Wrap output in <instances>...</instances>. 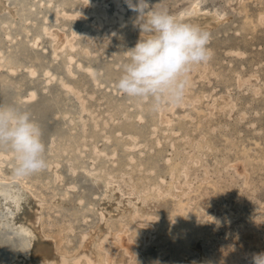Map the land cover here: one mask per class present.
I'll use <instances>...</instances> for the list:
<instances>
[{
	"label": "rangeland",
	"instance_id": "374dc122",
	"mask_svg": "<svg viewBox=\"0 0 264 264\" xmlns=\"http://www.w3.org/2000/svg\"><path fill=\"white\" fill-rule=\"evenodd\" d=\"M194 1L153 4L174 14ZM199 1L227 20L204 29L211 37V55L191 68L182 102L159 109L149 99L129 98L116 87L127 51L140 36L137 13L125 0H120L125 21H114L111 27L99 16L100 11L114 12L113 0H55L46 23L50 32L62 39L79 32L70 66L74 74L64 64L69 50L57 42L54 53L50 34L38 45L31 42L37 18L29 24V34L19 23L9 24L15 34L9 38L2 20L10 19V12L2 13L0 49L4 61L16 68H0V76L27 84L19 106L39 124L46 145L48 166L31 176L43 202L38 226L51 241L48 257L38 264H54L55 251L66 264H89L82 245L99 230L94 248L109 247L101 251L103 260L110 257L109 264H186L205 252L221 264H253V255L264 252V0ZM22 52L44 60L56 77L35 63L29 66L38 74L30 75L17 63ZM62 80L84 90L79 97L85 99L67 91ZM32 89L37 96L25 97ZM84 104L89 111L83 110ZM90 111L99 118L92 119ZM110 112L114 118L106 123L102 118ZM56 133L63 134V140ZM6 160L1 169L9 173L13 155ZM180 163L182 176L176 177L171 171ZM107 176L114 182L110 188ZM117 183L122 192L114 189ZM153 184L165 189L173 184L176 190L173 195H151ZM6 192L11 193L10 188ZM105 194L128 210L111 213ZM179 203L185 210L182 217L195 214L198 224L176 215ZM146 215L153 221L148 223ZM148 227L152 234L145 235ZM130 228L134 230L127 235ZM243 250L247 254L241 256ZM18 258L0 257V264Z\"/></svg>",
	"mask_w": 264,
	"mask_h": 264
},
{
	"label": "bare ground",
	"instance_id": "6f19581e",
	"mask_svg": "<svg viewBox=\"0 0 264 264\" xmlns=\"http://www.w3.org/2000/svg\"><path fill=\"white\" fill-rule=\"evenodd\" d=\"M109 1H112V0H109ZM113 1L117 2L114 8V12L109 13L106 11L105 12L100 11V16H99L100 19H107L108 27H111L114 21H118V23H123L125 21L124 18L126 14V8L121 4L120 0H113ZM54 3H55V0H32L30 4L28 0H15V2H12L11 0H0V17L2 13L4 12H10V16H11L10 19L4 18L2 20V25L5 29L4 34H5V37L13 38L15 34H13L12 28H9L8 25L15 24V23H19L20 28L23 31L28 32L29 34L31 32L29 28V24L33 22V20H36L35 18H37V20H39V24L38 23L35 24L36 32L32 34L31 42L34 45H38L41 43L43 37L46 34H50L51 40L49 42L52 47L54 46L55 43L60 42L61 43L60 46L63 49L67 48L69 50L67 54L68 56L67 60L65 61L64 64L66 67V71H68V73L74 74V69L70 68V66L73 64L72 62L75 60L73 51L76 46V40L78 38L79 32L75 30L74 32L70 34L67 33L65 34L66 36L65 39L64 38L62 39L61 36L57 33L50 32L51 28L46 26V23L49 21L50 15L54 11L52 9V6L54 5ZM151 3L153 4V0H151ZM107 4H108V1L105 2L106 7L108 6ZM155 9L160 10L161 7L160 6L155 7ZM174 15H176L182 22L194 24V25L199 26L202 29H210V30L212 28H216L220 26L227 20V17L222 15L218 10L216 9L210 10L208 8L203 7L200 4L199 0H195L192 3L190 8L182 9L179 12L174 13ZM82 17H85V16L82 15ZM136 34L140 35V30H139L138 25H136ZM16 35H19V34L16 33ZM53 48H54L53 52L57 54L58 47L54 46ZM5 59L6 58H5L4 52L3 50L0 49V68H4L6 66L9 69L16 68V65L13 63V60H11L13 64L9 65L4 61ZM17 63L21 65V67H25L28 70V73L30 75L35 76L38 74V70L35 67L29 66L31 64L27 65L20 61H17ZM46 73H49V74L51 73L52 77H56V74L52 72L49 68H47L44 71V74ZM93 75H94V72H93ZM3 79L8 80L9 82L6 83ZM95 80H97L96 77H95ZM13 82H12V79L7 78L6 76H3V75L0 76V97H1V94L4 93V95H6L5 98H8L10 101H12L11 99L20 100V98H23V95H21L20 92L18 91L15 92V90L11 88V83ZM4 83H6L7 86ZM62 85L67 87V91L76 94L79 99H85V96L79 97V94L85 95L84 90L74 87L71 83L65 80H62ZM8 90L9 91L12 90L13 91L12 94H8L7 92ZM36 96L37 94L33 91V89L28 91L25 94V97L30 98V99L31 98L33 99ZM0 105H3V104L0 103ZM83 107H84L83 109L84 111L86 112L89 111L87 105L84 104ZM94 112L95 111L89 112L92 115V119L99 118V116L96 115ZM57 113H59V111H57ZM113 118H114V113L110 112L109 117L104 116L102 119H104L105 122L108 123L109 120ZM132 137L134 141L137 140L136 135L132 134ZM9 155L10 153H8L5 150L0 151V214L2 215L0 216V228L2 227V224L4 223L9 225L12 228V231L14 233H18L17 238L14 235L12 236V238H14L12 242V248L15 250H18L19 248L25 249V253H21L17 255V257L19 256V258L13 264H38V262L48 257V254H49L48 252L50 250L49 244L51 243L50 236L44 233L42 231V228L38 226L39 225L38 215L40 214V211L42 208L41 206L43 203L41 200V194L39 195L38 192L35 191L36 189H35L34 181L31 176L24 178V179H18L12 175V171H10L9 173L2 172L1 166L6 163L5 160L9 157ZM249 163L254 165V162L251 160H249ZM171 172L176 173L177 174L176 177H179V176L181 177L182 172H183V165L181 163L176 165L175 167H173ZM106 173L107 175H110V172H106ZM105 183L108 188L111 187L110 185L114 184V182L109 180L108 176L105 178ZM120 185H118L117 183L116 185H114L115 187L114 189L116 191L122 192L123 190L121 189L122 187H120ZM7 187L10 188L11 190V193L9 194L7 192L5 193ZM175 190L176 188L174 187L173 184H170L166 189L162 188V185L153 184L150 188V191H151L150 194L155 195L157 192L162 191L164 195L166 194L173 195ZM109 192L112 193V191H108V193ZM108 195L109 194H105L104 201L106 202L105 205L110 207L111 213H114L118 209L122 210L123 212H126L128 210L126 208V205L125 206L121 204L119 205L117 201L112 202V198H110ZM184 211H185L184 206L182 205V203H179V210L177 211L176 215L182 217ZM133 216H136L135 220L139 219L140 217V216H137V214H133ZM144 218H146V221L148 223L153 221L154 219L153 216H149V215L148 216L146 215V217L144 216ZM182 219L187 220L190 225H196L199 222V219L195 214H191L185 218L182 217ZM110 230L111 229H108L106 231L109 232ZM131 230H134V228H130V230H126L125 233L128 235V233ZM151 230L152 228H149V227L146 228L145 235L152 234L150 233ZM98 233H100V230L97 231L94 235H88V236L86 235L87 237H85L83 245H82L83 256H86V258L89 261V264H106V263L109 264L108 261L110 260V257L108 259L103 260V254L101 252L102 250H107L109 247H106L105 245H103L101 250L97 249L98 251L95 250L94 248V243H96L95 241L98 238ZM123 235H124V231L122 232V234L121 233L119 234L120 238H122ZM102 237L100 236V238ZM56 241L57 240H54L53 243L55 244ZM30 254H32V256ZM246 254H247V251L245 250L241 252V256L246 255ZM218 257H220V255H218ZM239 257L237 259H239ZM94 259H98L99 263L94 262ZM52 260L54 261V264H66L64 261H62V259H60V255L58 254L57 251L54 252V256L52 257ZM186 264H221V263L219 262V260L215 259L214 257L208 255L205 252V253H202L199 260L188 261L186 262Z\"/></svg>",
	"mask_w": 264,
	"mask_h": 264
},
{
	"label": "clouds",
	"instance_id": "9594fccd",
	"mask_svg": "<svg viewBox=\"0 0 264 264\" xmlns=\"http://www.w3.org/2000/svg\"><path fill=\"white\" fill-rule=\"evenodd\" d=\"M125 3L137 13L140 36L127 51L128 60L122 66L117 89L132 99H149L155 109L164 104L178 105L191 68L210 58V34L165 9L156 10L151 0ZM42 136L28 110L0 105V150L13 155L14 177L24 179L47 168ZM253 264H264V252L253 255Z\"/></svg>",
	"mask_w": 264,
	"mask_h": 264
},
{
	"label": "water",
	"instance_id": "95a60500",
	"mask_svg": "<svg viewBox=\"0 0 264 264\" xmlns=\"http://www.w3.org/2000/svg\"><path fill=\"white\" fill-rule=\"evenodd\" d=\"M63 5H64V3H61L60 7H62ZM20 55H21L20 57L22 58L20 62H22V63H27V64L35 63L36 66L38 67V69L41 71H45L48 68V64H45L44 60L41 62V60H39L37 57L36 58H30V57H26V56L24 57V52H22ZM97 80H99V79H97ZM4 81L6 83L9 82L8 80H4ZM12 82H13V80H12ZM6 83H4V84L6 85ZM26 87H27V84L23 85L22 82L14 81L13 83H11V88H13L15 90V92L16 91L20 92V94H21V92H23L22 90H24ZM7 92H8V94H12L13 91L8 90ZM5 96L6 95H4V93L1 94V97H2V98L0 97V103L1 104H3V105H15L17 108L23 109V107L19 106L20 100L11 99L12 101H10L8 98H5ZM57 97H59V95H57ZM62 101L63 100L59 99V101H57V102L59 104H62ZM51 135H53V134H51ZM54 136H57L58 139H60V140H63V137H64V135L61 133H56ZM0 151H2V150H0ZM74 169H76L75 164H74ZM37 190H35V191H37ZM0 216H2V215L0 214ZM12 232H13L12 228L9 225H7L5 223L2 224V227L0 228V257L2 259L5 257H15L21 253H25L24 248H21V249L19 248L18 250H15L12 248V242L14 240V238H12V236L14 235L16 238L18 237V233H14V232L12 233Z\"/></svg>",
	"mask_w": 264,
	"mask_h": 264
}]
</instances>
